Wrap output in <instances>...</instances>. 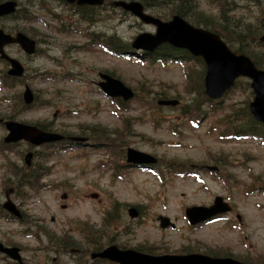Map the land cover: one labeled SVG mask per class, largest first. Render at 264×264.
I'll return each mask as SVG.
<instances>
[{
    "label": "rangeland",
    "instance_id": "obj_1",
    "mask_svg": "<svg viewBox=\"0 0 264 264\" xmlns=\"http://www.w3.org/2000/svg\"><path fill=\"white\" fill-rule=\"evenodd\" d=\"M192 2L197 14L216 24L219 14L212 0ZM23 4L40 13L42 5L51 7L62 15L64 25L59 30V24L48 16L34 23L14 20L5 24L36 40L39 53L27 58L16 47L7 50L26 71V77L15 87L3 78L7 66L0 61V120L51 125L56 133L71 137L94 129L101 134V141L116 146L112 152H105L99 148L103 143L91 139L87 144L90 149L84 150L74 144L41 147L36 150L29 173L33 186H24L18 180L20 169H25L23 157L30 150L28 145L20 143L8 150L0 145V205L5 201V190L18 185L11 200L30 229L22 222L0 216V243L21 248L26 264L43 262L40 249L46 244L38 236L42 230L54 237L71 238L78 243L77 250L89 253L92 247L74 227L86 222L100 232V247L113 244L154 255L197 253L228 256L250 264L264 262V145L253 140L219 138L225 135L220 119L229 115L227 112L234 113L232 105L240 107L246 102L247 106L252 99L248 91L235 88L221 102L222 111L216 115L208 111L206 118L189 124L190 119L181 115L180 107L190 102L201 82L195 65L141 63L111 56L97 42L87 46L86 33L114 34L131 42L140 33L153 34L152 26L109 9L100 12L103 18L93 26L74 25L79 15L59 7L55 0ZM236 5L227 12L229 22L232 17L241 18L242 24L254 26L264 17L260 13L264 5L257 7L239 0ZM165 11L168 13L169 8ZM146 12L156 17L160 13L154 8ZM163 16L168 18L165 13ZM255 53L264 55V48ZM98 73L118 78L137 98L119 108L98 89ZM24 86L30 88L38 103L31 109L22 106ZM156 93L165 97L161 99L179 101V106L155 109ZM6 134L0 126V141ZM127 148L151 155L159 164L152 167L154 171L128 167L124 156ZM216 196L229 202L233 211L199 228L188 226L185 209L209 206ZM130 208L138 210L136 219L128 216ZM106 212L114 215L111 228L101 222ZM159 216L169 218L174 230H161ZM29 231L36 238L27 236ZM56 257L55 263H73L69 255ZM0 264L11 263L0 256Z\"/></svg>",
    "mask_w": 264,
    "mask_h": 264
},
{
    "label": "water",
    "instance_id": "obj_2",
    "mask_svg": "<svg viewBox=\"0 0 264 264\" xmlns=\"http://www.w3.org/2000/svg\"><path fill=\"white\" fill-rule=\"evenodd\" d=\"M67 3L76 5H92L99 6L103 3L102 0H65ZM113 6L121 7L133 16L140 19L145 24L155 26L154 35L147 33L139 35L133 40L131 46L134 49H154L162 44H168L177 49H185L195 57H201L206 65V73L204 77V92L205 95L216 100L228 91L238 77H246L251 79V88L254 93V99L249 104L251 115L261 123H264V71L258 70L254 64L244 55H236L231 52L226 45L221 41L218 35L196 29L178 16H174L169 22H161L143 13L142 6L137 2L117 1L112 3ZM14 3L0 4V17L9 15L14 12ZM264 42V35L260 38ZM7 43H18L22 50L27 54L34 52V42L27 39L21 34L15 37L4 35L0 31V55L1 58L9 61L11 69L9 74L20 76L22 68L15 60H9L2 52V46ZM103 82L98 83L101 90L110 97H121L123 100L132 98L131 90L123 86L119 81L112 79L108 75L99 74ZM25 104H30L33 101L31 91L26 87L23 93ZM160 105L174 106L175 101H161ZM5 128L8 134L5 138L6 143H15L25 140L34 146H39L44 143L55 142L61 140L62 137L57 134L47 133L33 126H27L16 122H5ZM127 163L131 164H154L155 159L151 156L135 151L131 148L126 150ZM31 154H27L25 159L29 164ZM11 214L19 217V213L15 206L7 202L3 206ZM230 211L227 203H224L222 198L216 197L210 207H191L186 210V216L191 225L203 223L217 214ZM130 216H136L134 210H129ZM162 229L171 227L169 220L164 217L158 218ZM0 252L6 253L11 259L20 261L18 249L12 248L8 250L0 247ZM99 257L107 259L118 264H242L231 259H213L201 255H186V256H160L153 257L141 254L132 250L120 251L116 247L111 246L98 254H93L92 258ZM264 264V263H263Z\"/></svg>",
    "mask_w": 264,
    "mask_h": 264
},
{
    "label": "trees",
    "instance_id": "obj_3",
    "mask_svg": "<svg viewBox=\"0 0 264 264\" xmlns=\"http://www.w3.org/2000/svg\"><path fill=\"white\" fill-rule=\"evenodd\" d=\"M138 1L141 2V4L144 6L145 9L154 8L156 12H160L163 15L165 13L166 16L177 14L182 18H184L187 22L195 26H202L205 29H209L211 31L218 33L220 37L227 43V45L231 50L235 51L236 53L246 54L258 68L260 69L264 68V55L261 54L256 55L255 53V51H257L255 50V48L260 47V45L256 41V37L264 32V17L263 19H259L257 21V24H255L254 26L252 25V23H248L245 25L242 24L240 21L241 18L233 19L232 17V22H229L227 19L229 18L227 16V12L236 8L237 6L236 0H212V2H214L217 5V10L219 14V20L216 22V24H212L205 17H202L201 15L195 12V5L192 2L193 0H138ZM239 1H246L247 3H251L253 4V6L256 5L257 7L264 5V0H239ZM60 7L65 8L67 11H69L68 7L64 5H61ZM168 8H169V12L167 13L165 10H167ZM75 9L76 10H74V12L77 13L79 17L78 19L74 20V25L80 24L90 27L95 25L97 22H100L103 18L101 17V13H100L102 10H100L99 8L82 7ZM49 12H51L50 7H49ZM160 13H158V17L165 19V17ZM260 13H264V9H261ZM24 16H29L27 10H24ZM52 18L53 20L58 22L59 25L61 26L64 25V23L61 22V19L57 18L56 15H54V17L52 16ZM71 25L72 24H68L67 26L71 27ZM1 26L4 29H6V31L8 32H16V30L19 31L18 28L13 26H5V25H1ZM100 38L101 41H99ZM86 39L89 43L100 42L103 47H106L110 51V53L114 55L130 56V55H126L129 54L128 49L117 39V37H115L114 34L108 36L105 33H94V32L86 33ZM251 44H253V46ZM161 50H163V52L161 53H154L152 55L144 54L141 56V60L148 61L149 63L152 64L155 61H170L171 59H173L175 61L178 60V61L187 62L189 63L190 67H193L195 65L200 70L201 82L198 84L197 89L193 90L195 95L191 98L190 102L185 103L183 104V106L180 107L181 115H183L185 118L189 117L190 120L195 121L194 116L200 117L202 114H204L203 111L204 109H202L204 106H207L208 108L211 109L210 111L211 115H216L218 113V110L222 111L220 110L222 108L221 103L214 104L204 96L203 86H202V78L204 74L203 62L200 59H195L193 63H190L189 61H191L192 59L190 58L189 54L185 51H175L167 46H164ZM185 75L189 78L188 73ZM9 82H10V86L13 87L16 86L15 84V82H17L16 80L13 81L9 80ZM235 88H239L242 90L246 89L249 95H251L249 89V83L246 81L244 82L242 80L237 81ZM156 97L158 98V100L161 98H165L162 94L159 93H156ZM231 108L234 113L231 114L227 112V114L229 115H224L220 119V122L223 126L222 132L225 135H220L219 138L221 140H229V139L240 140L244 138L253 139L255 141L264 144V126L258 124L251 118L248 108L246 106V102L243 105L241 104L240 107H238L237 105H232ZM155 109L160 110V108L158 107H155ZM38 127H40L42 130L45 131H51L52 130L51 128H53L51 127V125H45V124H42V126L39 125ZM96 134L100 136H96ZM80 136H84L89 139H94L98 141L102 140L101 134L97 133L94 129H90L88 133H82ZM105 146L110 147V144H106ZM112 146L115 147L116 145L114 146L113 143ZM120 147L121 146L119 145V148ZM18 183L25 186H31V185L33 186L29 173L25 171L19 177ZM114 211L116 212V209H114ZM114 221H115L114 215L113 216L108 215V217H104L103 219V226L111 227ZM75 227L78 231L79 237L85 240L93 248L92 251L101 250V247L98 245V240L101 239L102 236L97 229H95L93 226H89L88 223L86 222L76 224ZM54 240L51 237H48V241L51 244V246L49 247H52L51 252L56 250H63V252L66 253V252H70V250H75L73 251V254L77 253L76 246L78 243L75 242L73 239L64 236V237H55ZM43 254L48 256L50 252L46 251ZM79 258L83 259L82 256L81 257L78 256V258L74 260V264H82ZM50 259H51L50 256L46 257L47 261H49ZM92 264H104V263L100 261H95Z\"/></svg>",
    "mask_w": 264,
    "mask_h": 264
}]
</instances>
